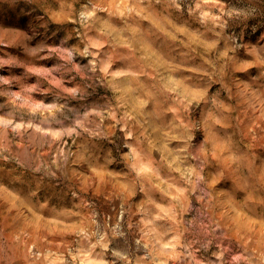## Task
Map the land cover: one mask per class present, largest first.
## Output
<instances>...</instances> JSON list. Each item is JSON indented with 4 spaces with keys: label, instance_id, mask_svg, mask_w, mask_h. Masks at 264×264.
Masks as SVG:
<instances>
[{
    "label": "clouds",
    "instance_id": "1",
    "mask_svg": "<svg viewBox=\"0 0 264 264\" xmlns=\"http://www.w3.org/2000/svg\"><path fill=\"white\" fill-rule=\"evenodd\" d=\"M0 264H264V0H0Z\"/></svg>",
    "mask_w": 264,
    "mask_h": 264
}]
</instances>
